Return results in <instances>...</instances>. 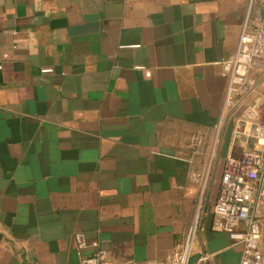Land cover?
Masks as SVG:
<instances>
[{"label": "crops", "instance_id": "crops-1", "mask_svg": "<svg viewBox=\"0 0 264 264\" xmlns=\"http://www.w3.org/2000/svg\"><path fill=\"white\" fill-rule=\"evenodd\" d=\"M261 20L264 0H0V264H80L93 243L145 264L196 217L191 261L239 264L211 228L232 127L217 64Z\"/></svg>", "mask_w": 264, "mask_h": 264}, {"label": "built area", "instance_id": "built-area-1", "mask_svg": "<svg viewBox=\"0 0 264 264\" xmlns=\"http://www.w3.org/2000/svg\"><path fill=\"white\" fill-rule=\"evenodd\" d=\"M0 54L3 59L5 53ZM226 81L218 129L230 120L231 139L222 163L218 191L213 205L211 228L227 235L232 247L240 248L239 264H264L259 250L264 223V97L257 91L264 80V20L245 26L233 56L217 64ZM1 68V67H0ZM195 155L200 154L201 137L194 135ZM197 217L184 241L161 260L145 264H201V256L191 261L197 236ZM75 249L85 251L89 244L81 233L74 235ZM80 264H111L97 243Z\"/></svg>", "mask_w": 264, "mask_h": 264}, {"label": "rangeland", "instance_id": "rangeland-1", "mask_svg": "<svg viewBox=\"0 0 264 264\" xmlns=\"http://www.w3.org/2000/svg\"><path fill=\"white\" fill-rule=\"evenodd\" d=\"M261 91V95L264 97V80H262L259 85H258V88H257V91ZM228 134L226 133V136H225V140H224V144H228ZM222 155H223V152H222Z\"/></svg>", "mask_w": 264, "mask_h": 264}]
</instances>
